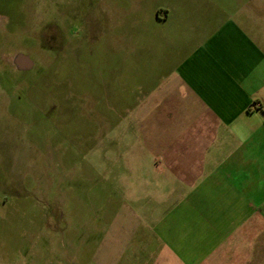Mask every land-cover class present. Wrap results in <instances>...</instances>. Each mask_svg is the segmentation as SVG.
<instances>
[{"label": "crops", "instance_id": "1", "mask_svg": "<svg viewBox=\"0 0 264 264\" xmlns=\"http://www.w3.org/2000/svg\"><path fill=\"white\" fill-rule=\"evenodd\" d=\"M144 1L129 26L105 6L132 139L73 207L64 264H264V0Z\"/></svg>", "mask_w": 264, "mask_h": 264}, {"label": "rangeland", "instance_id": "2", "mask_svg": "<svg viewBox=\"0 0 264 264\" xmlns=\"http://www.w3.org/2000/svg\"><path fill=\"white\" fill-rule=\"evenodd\" d=\"M108 1L0 0V264H64L90 215L73 207L117 158L111 141L132 139L105 72ZM147 12L114 0L119 23Z\"/></svg>", "mask_w": 264, "mask_h": 264}]
</instances>
